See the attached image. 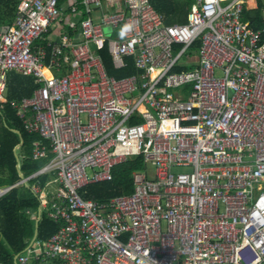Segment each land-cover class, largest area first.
Wrapping results in <instances>:
<instances>
[{"label":"built area","instance_id":"2783aa9c","mask_svg":"<svg viewBox=\"0 0 264 264\" xmlns=\"http://www.w3.org/2000/svg\"><path fill=\"white\" fill-rule=\"evenodd\" d=\"M250 1L195 0L171 23L151 0H18L0 24V102L10 71L34 77L12 106L45 162L0 198L35 180L39 210L63 222L20 263L264 264V25L244 21ZM105 48L137 73L110 75ZM138 155L132 192L82 195Z\"/></svg>","mask_w":264,"mask_h":264},{"label":"trees","instance_id":"16d2710c","mask_svg":"<svg viewBox=\"0 0 264 264\" xmlns=\"http://www.w3.org/2000/svg\"><path fill=\"white\" fill-rule=\"evenodd\" d=\"M67 0H60L61 3ZM195 0H151L154 7L166 20L174 16L187 13ZM20 7L18 0H0V24L11 25ZM263 6L259 2L257 8L244 11V21L253 28L264 25ZM186 21V19H185ZM184 21V22H185ZM72 33V30H70ZM102 58L110 75L116 77L129 76L137 73L133 61L128 66L117 69L107 48L101 51ZM36 83L34 77L10 71L8 75L6 101L0 102V187L13 185L19 181V171L29 175L39 169L45 160H33V143L40 139L37 133H31L24 128L22 120L17 116L12 101L32 95ZM22 141V144H20ZM20 145L17 150L16 146ZM19 158V159H18ZM145 161L143 155H138L121 163L113 169V179L84 186L81 193L86 198L99 201L108 200L113 196L130 193L134 189L133 171L143 169ZM48 175L41 177L45 182ZM33 181H30L32 183ZM40 205L38 197L32 192L30 186L13 187L0 198V264H22L17 256L24 252L37 230L38 240L43 244L52 234L59 230L62 221H54L46 211L38 220L34 211ZM28 211H31L30 213ZM25 264H45L41 259L31 258Z\"/></svg>","mask_w":264,"mask_h":264},{"label":"rangeland","instance_id":"374dc122","mask_svg":"<svg viewBox=\"0 0 264 264\" xmlns=\"http://www.w3.org/2000/svg\"><path fill=\"white\" fill-rule=\"evenodd\" d=\"M178 1L181 4V3H183L184 0H178ZM258 1L262 3L263 9H264V0H258ZM79 7L80 8H83V5L81 3H79ZM71 13H72L71 10L65 11L63 13V15L61 16V20L64 19V18H66V20H68V18H72ZM100 15H101V13L99 11H94L93 12V17H94V19H95L96 22L97 21H100V19L98 18V17H100ZM73 16L76 19V16L75 15H73ZM185 19H186V12H184L181 16H175V17L173 16L169 20V22H171V23H175V22L181 23V22H184ZM61 20L59 19V21L57 22V25L58 26L55 29H52L51 30L52 33L49 34V37L52 38V39H54V40L58 39L61 30L64 31L67 28L66 27V24L63 23V22H61ZM106 33H109V30H107ZM1 132H2V126L0 125V137L2 135ZM148 167H149V169L151 171L154 172L155 167L151 163H148ZM182 170H183V168H175V171L176 172L182 171ZM149 175H150V177L152 176L151 174H149Z\"/></svg>","mask_w":264,"mask_h":264},{"label":"crops","instance_id":"0c3cea01","mask_svg":"<svg viewBox=\"0 0 264 264\" xmlns=\"http://www.w3.org/2000/svg\"><path fill=\"white\" fill-rule=\"evenodd\" d=\"M68 1V0H67ZM66 2V1H65ZM258 5H259V1L258 0H252V1H250L249 2V4H248V9H254V8H257L258 7ZM262 12H263V15H264V9H262ZM71 16H72V18H68V20H66V18L62 21L63 23H65L66 24V27H68L69 25L68 24H70L72 21H73V14L71 13ZM58 26V25H57ZM70 27V26H69ZM55 29V28H54ZM52 32L50 31L49 33H47L46 34V37L47 38H50L49 37V34H51ZM59 38V37H58ZM50 39H52V38H50ZM54 40V39H53ZM57 40V39H56ZM23 173V172H22ZM33 173V172H32ZM31 173V174H32ZM31 174H29V175H31ZM29 175H25L24 173H23V177H20V179H19V181L21 180V179H23V178H25V177H27V176H29ZM20 176V175H19ZM50 179V176L48 175V179L45 181V182H43L42 180H41V182H42V186L43 187H45V185H46V183H47V181ZM19 181H17V182H19ZM30 181H33V182H35V180H29V185L28 186H30V184H32V183H30ZM16 182V183H17ZM15 183V184H16ZM15 184H13V185H15ZM23 185H25V186H27L26 184H20V185H18V186H23ZM4 186H7V185H4ZM4 186H1V187H4ZM18 186H14V187H18ZM49 188H52V189H56L57 188V186L55 185V184H51V185H49L48 186ZM39 199V198H38ZM39 202H40V205H39V207H38V209L36 210V211H34V213H35V215L37 216V219L39 220L41 217H42V213H43V211H46L47 212V206L46 207H43L42 208V211L41 210H39V208L41 207V199H39ZM39 210V211H38ZM38 211V212H37ZM29 213L31 212V211H28ZM48 215V214H47ZM52 219V218H51ZM55 221V220H54ZM34 237V236H33ZM33 239V238H32ZM38 242H39V240H38V233H37V236H36V238L34 239V241L32 242V240L30 241V243H29V245L28 246H31V245H34L35 247L36 246H38L37 244H38Z\"/></svg>","mask_w":264,"mask_h":264},{"label":"water","instance_id":"95a60500","mask_svg":"<svg viewBox=\"0 0 264 264\" xmlns=\"http://www.w3.org/2000/svg\"><path fill=\"white\" fill-rule=\"evenodd\" d=\"M109 29H110V27L107 28V30H109ZM20 144H22V141H21ZM19 146H20V145H17L16 148H15V150H17ZM18 159H19V158H18ZM19 175H20V177H23V173H22V171H19ZM36 236H37V230H36L35 235H34V237H33V239H32V242L34 241V239L36 238Z\"/></svg>","mask_w":264,"mask_h":264}]
</instances>
